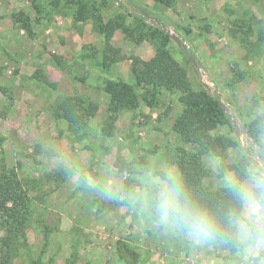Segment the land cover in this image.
I'll return each instance as SVG.
<instances>
[{
  "label": "rangeland",
  "instance_id": "obj_1",
  "mask_svg": "<svg viewBox=\"0 0 264 264\" xmlns=\"http://www.w3.org/2000/svg\"><path fill=\"white\" fill-rule=\"evenodd\" d=\"M135 2L161 17L192 87L221 99L242 145L264 165V134L256 141L248 128L264 115V0ZM95 9L105 21L122 15L134 32L119 29L107 40L95 27ZM21 13L30 31L16 19ZM136 13L129 0H0V169L17 172L31 211L23 234L11 238L8 264H131L130 250L139 253L138 264H248L243 248L195 245L129 200L103 194L104 187L117 196L132 191L149 167L170 166L182 179L180 166L196 152L173 129L183 111L179 91L164 89L153 107L141 100L139 108L119 111L112 135L102 130L110 120L108 82L134 83L133 60L156 52L152 39L139 37L156 24L135 28ZM107 55L116 61L104 67ZM69 95L97 103L95 115L72 124L81 111L60 108ZM240 157V149L228 150L221 175L220 158L203 154L204 185L216 191L236 180L229 166ZM121 160L129 168L121 170ZM6 235L0 230V264Z\"/></svg>",
  "mask_w": 264,
  "mask_h": 264
},
{
  "label": "trees",
  "instance_id": "obj_2",
  "mask_svg": "<svg viewBox=\"0 0 264 264\" xmlns=\"http://www.w3.org/2000/svg\"><path fill=\"white\" fill-rule=\"evenodd\" d=\"M153 1L166 7H173L176 3V0ZM129 2L138 9V13L134 14L135 28L143 29V25L147 21L156 24V27L147 33L141 30L142 33L139 36L141 39H152L156 45V52L148 60L140 58L133 60L131 70L134 83L110 81L106 85L105 89L110 95V120L106 121V125L102 129L103 132L112 135L119 111L124 109L135 110L141 105V100L153 107L158 93L164 89L172 92L179 91V100L183 105V111L175 121L173 129L185 142L196 146V152L192 153L188 160L180 166L182 180L195 198L213 212L219 213L221 210L235 207L231 194L226 187L213 191L204 185L203 178L208 171L202 165L203 154L214 153L220 158L222 175L227 168L228 150L231 148L240 149V159L231 164L229 169L234 172L236 180L241 182L247 179L252 168L255 171L264 172V165L255 158L250 148L242 145L239 139L240 129L232 121V115L227 111L221 99L217 95L211 94L203 85L200 89L192 87L186 68L174 58L169 49L172 38L170 33L163 28L164 22L161 17L137 4L135 0H129ZM95 10L97 13L92 15L95 27L105 35L107 40H110L119 29L125 33L134 32V29L124 24L122 15L105 21L102 14L97 9ZM16 19L30 31L29 20L24 19L23 13ZM260 39L264 42V33H260ZM186 53L188 58H195L194 52L186 51ZM110 59H112L110 55L105 57L104 67L108 66ZM112 60L116 61L114 58ZM138 87L143 90V95L138 93ZM60 108L68 110L72 116L81 111L75 118L70 117L72 124L75 125L80 124L84 118L89 119L94 116L98 104L87 101L82 96L69 95L60 105ZM58 115L60 116L61 113ZM221 127H228L229 133H220L218 130ZM248 128L254 140L259 141L264 134V115L253 119ZM3 145L4 138L0 135V149ZM117 165L121 170L129 168L125 160H121V164L117 163ZM127 183L130 185L131 179ZM30 212L28 195L17 172L13 169L7 170L5 167L0 169V230L6 231L8 238L5 242L8 248L7 258L4 259L3 264H8L9 250L13 245L11 238L23 234ZM222 241L226 242L232 252H237L242 248L231 239ZM129 255L132 257L129 262L138 264L139 253L130 250Z\"/></svg>",
  "mask_w": 264,
  "mask_h": 264
},
{
  "label": "clouds",
  "instance_id": "obj_3",
  "mask_svg": "<svg viewBox=\"0 0 264 264\" xmlns=\"http://www.w3.org/2000/svg\"><path fill=\"white\" fill-rule=\"evenodd\" d=\"M235 207L219 213L200 203L174 168L144 169L138 187L116 195L110 187L103 194L123 198L164 230H171L195 245L233 240L250 258L248 264H264V172L250 171L245 181L228 179Z\"/></svg>",
  "mask_w": 264,
  "mask_h": 264
}]
</instances>
